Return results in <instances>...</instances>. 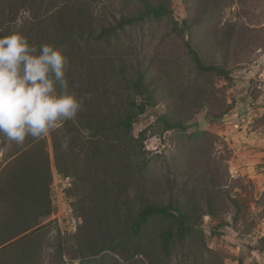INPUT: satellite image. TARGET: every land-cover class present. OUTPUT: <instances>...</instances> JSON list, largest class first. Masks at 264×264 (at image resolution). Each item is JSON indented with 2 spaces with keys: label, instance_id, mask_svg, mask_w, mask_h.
<instances>
[{
  "label": "rangeland",
  "instance_id": "obj_1",
  "mask_svg": "<svg viewBox=\"0 0 264 264\" xmlns=\"http://www.w3.org/2000/svg\"><path fill=\"white\" fill-rule=\"evenodd\" d=\"M149 1L167 13L98 39L141 13L143 0H0V35L18 31L61 50L68 91L85 100L62 131L42 137L52 172L58 138L81 128L70 185L59 192L51 179V213L28 243L40 251L34 262L56 264L61 235L65 264H264V0ZM186 42L227 75L200 72ZM139 72L151 104L125 131L118 121L127 101H140L125 79ZM15 149L0 135V179L17 167ZM147 203L171 204L187 228L178 233L174 216L153 215L126 235ZM84 219L81 257L70 237ZM165 229L173 233L167 253Z\"/></svg>",
  "mask_w": 264,
  "mask_h": 264
},
{
  "label": "trees",
  "instance_id": "obj_2",
  "mask_svg": "<svg viewBox=\"0 0 264 264\" xmlns=\"http://www.w3.org/2000/svg\"><path fill=\"white\" fill-rule=\"evenodd\" d=\"M143 10L135 17L121 19L116 25L106 29H101L95 38H102L104 35H114L117 29H123L125 25H130L145 18L160 19L167 13L166 8L161 4H153L149 0H143ZM188 51L191 53L198 70L200 72H215L221 75H227L225 68L218 64H205L201 60L198 53L186 42ZM144 74L137 73L135 79L126 78L125 87L133 92V97H139L140 101L136 102V98L129 99V109L127 114L119 119V125L123 130L129 131L132 128L135 119L139 114L144 113L146 108L151 104L150 90L143 80ZM83 128L85 126H82ZM170 124L165 123L164 129H169ZM68 133H63L58 138L56 149H60V154L55 153L54 168L57 172L64 176L71 172L70 167L74 162L72 156V144L79 139L80 126L78 124L70 125ZM62 128H57L61 130ZM94 133L92 137H95ZM67 147H62L64 143ZM16 149L13 154L12 161L16 164V168L12 173L0 179V264H35V260L40 257V251L28 244L32 238L41 231L43 224L39 225V219L46 217L51 213V202L49 199V184L52 179L49 160L44 153L43 138L33 139L28 137L21 144L13 142ZM12 162V163H13ZM177 210L176 216L173 211ZM153 215L174 216L177 219L176 229L179 233L185 230V214L173 207L171 204L155 205L145 204L137 213L131 217L126 225L124 233L126 235L137 234L141 227L147 222L149 217ZM96 234L103 236L104 226L101 223L99 215L95 214ZM99 220V221H98ZM89 223L84 219L82 227L77 234L70 237L71 243H78V247L73 251L78 256L83 257L81 250L82 232L87 229ZM102 229H101V228ZM100 228V229H99ZM162 250L167 253L171 244L173 233L165 229L160 233ZM64 237L59 235L57 239V249L54 258L56 264H65L63 260L64 253ZM73 246V245H72ZM110 248L112 246H109ZM101 247L100 249H102ZM80 264H84L81 259Z\"/></svg>",
  "mask_w": 264,
  "mask_h": 264
},
{
  "label": "clouds",
  "instance_id": "obj_3",
  "mask_svg": "<svg viewBox=\"0 0 264 264\" xmlns=\"http://www.w3.org/2000/svg\"><path fill=\"white\" fill-rule=\"evenodd\" d=\"M68 63L52 44L31 45L18 31L0 35V135L21 144L77 116L85 100L68 91Z\"/></svg>",
  "mask_w": 264,
  "mask_h": 264
},
{
  "label": "built area",
  "instance_id": "obj_4",
  "mask_svg": "<svg viewBox=\"0 0 264 264\" xmlns=\"http://www.w3.org/2000/svg\"><path fill=\"white\" fill-rule=\"evenodd\" d=\"M52 182L55 190L59 192H63L70 185L68 176L57 172L55 168L52 169Z\"/></svg>",
  "mask_w": 264,
  "mask_h": 264
}]
</instances>
